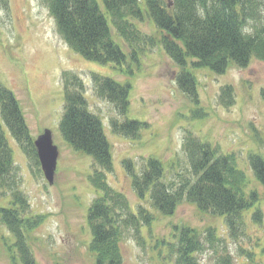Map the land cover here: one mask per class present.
I'll return each mask as SVG.
<instances>
[{
  "label": "rangeland",
  "instance_id": "1",
  "mask_svg": "<svg viewBox=\"0 0 264 264\" xmlns=\"http://www.w3.org/2000/svg\"><path fill=\"white\" fill-rule=\"evenodd\" d=\"M48 1L9 0L8 9H0V86L11 91L17 101L32 142L48 129L58 151L53 183L49 185L39 163L4 131L16 169V189L25 197L27 207L20 209L8 190H0V211L20 210L17 227L35 264H96V255L90 250L87 213L100 193L88 180L94 170L92 159L74 151L58 130L64 107V72L81 79L88 111L103 124L112 162L107 184L126 197L131 212L142 205L153 215L149 226L140 227L141 240L132 230L123 231L121 264H174L176 254L170 245L176 246L182 226L200 234L210 229L220 238L217 255L206 247L196 254L198 264H216L224 249L233 264H247L240 250L253 253L256 264H264V187L249 162L251 155L264 160V62L252 59L246 67L229 64L223 73L216 74L206 68H192L191 60L186 59V70L195 78L194 95L187 94L175 79L181 69L164 52L161 31L145 14L143 21L132 22L144 42L135 44L138 53L133 55L115 37L125 62L99 64L84 60L63 41ZM262 16L264 19V8ZM93 74L130 86L124 115H118L111 103L95 94ZM113 119L134 120L146 127L139 130L136 139L123 137L111 132ZM188 136L220 155L233 154L237 169L248 180L244 192H255L253 205L243 214V224L236 225L234 236L223 217L200 211L185 201L172 215L165 216L151 208L148 196L141 201L132 189L124 160L133 163L137 175L148 159L159 160L163 182L173 186L193 180L185 149ZM256 210L261 212V221L253 217ZM16 244L15 235L0 220V264H20Z\"/></svg>",
  "mask_w": 264,
  "mask_h": 264
},
{
  "label": "trees",
  "instance_id": "2",
  "mask_svg": "<svg viewBox=\"0 0 264 264\" xmlns=\"http://www.w3.org/2000/svg\"><path fill=\"white\" fill-rule=\"evenodd\" d=\"M8 7L9 0H0V9ZM263 8L264 0H171L170 8L163 0L48 1L49 12L63 41L84 60L99 64L125 62L126 56L115 37L133 55L138 53L134 46L142 40L132 22L143 21L145 14L161 31L164 52L181 69L175 78L179 88L193 95L195 78L186 70L189 65L186 59L191 60L192 68H206L216 74L223 73L229 64L246 67L252 59L264 62ZM250 22L253 25L249 27ZM92 81L95 94L111 103L118 115H124L129 106L130 86L97 74L92 75ZM62 84L64 107L59 133L74 151L92 159L94 170L88 180L100 193L87 213L90 250L96 255V264H121L119 244L123 231L132 230L141 240L140 227L149 226L153 215L142 205L131 212L126 197L107 184L106 174L112 171V162L101 119L88 111L84 86L78 76L64 72ZM142 127L146 124L134 120L110 122L112 133L132 139L138 138ZM5 130L38 163L17 101L11 91L0 86V190H8L13 203L23 209L27 203L16 189V169ZM185 149L193 180L186 179L178 186L163 182V166L157 159H148L139 175L135 174L133 163L124 160L135 195L141 201L148 196L151 208L165 216L172 215L184 201L194 204L200 211L223 217L234 236L236 225L243 224V214L255 200L254 191L244 192L248 182L245 174L237 169L233 154L220 155L191 136L185 139ZM249 162L255 178L264 187V160L251 155ZM19 211L2 209L0 220L17 239L20 264H35L17 227ZM253 217L261 221L260 210ZM218 243L221 244L220 238L210 229L200 234L197 229L182 226L178 229L176 246L170 245L176 254L174 264H198L196 254L206 247L216 254ZM220 253L216 264H233L225 249ZM240 253L246 255L247 264H256L253 253L244 250Z\"/></svg>",
  "mask_w": 264,
  "mask_h": 264
},
{
  "label": "water",
  "instance_id": "3",
  "mask_svg": "<svg viewBox=\"0 0 264 264\" xmlns=\"http://www.w3.org/2000/svg\"><path fill=\"white\" fill-rule=\"evenodd\" d=\"M167 7H171V0H168ZM33 147L45 181L53 183L56 162L58 157L57 147L52 143L51 132L46 129L33 141Z\"/></svg>",
  "mask_w": 264,
  "mask_h": 264
}]
</instances>
